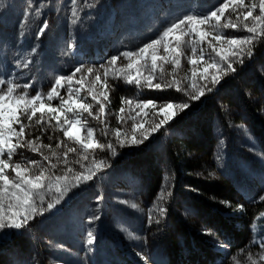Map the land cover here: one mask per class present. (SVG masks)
<instances>
[{"label":"rangeland","instance_id":"374dc122","mask_svg":"<svg viewBox=\"0 0 264 264\" xmlns=\"http://www.w3.org/2000/svg\"><path fill=\"white\" fill-rule=\"evenodd\" d=\"M222 3L0 0V179L4 171L10 184L25 170L28 180L39 174L32 216L21 228L11 226L10 199L0 201V250L8 245L1 252L8 264H175L164 239L167 225L177 240L180 264H190L188 231L212 245L221 264H264V223L252 234L246 230L253 207L264 203V136L254 121L255 115L264 122V33L254 20L264 14L260 0H244L243 9L233 12L230 4L217 22L211 12ZM249 10L253 16L244 23L258 25L251 55L230 57L234 70L216 72L208 67L220 63L213 38L217 33L224 41L251 35L239 22L240 13ZM189 17L205 21L196 25L207 33L203 41L190 31ZM229 21L238 26L223 27ZM44 22L47 29L38 35ZM174 25L179 28L171 31ZM153 44L154 71L152 49L140 57ZM175 52L180 53L178 66ZM133 63L144 66L139 76L131 70ZM205 68L219 77L217 83L210 75L199 78ZM149 76L153 86L145 79ZM198 88L204 94L196 99ZM168 104L172 108L163 111ZM200 106L209 113L200 119L201 125L209 124L207 133L194 127ZM160 120L166 122L153 130ZM77 128L79 140L68 135H76ZM185 140L197 145L187 157L193 170L176 175L168 147ZM84 144L93 147L83 150ZM16 163L22 165L19 171ZM157 179L160 186L152 193ZM225 181L239 207L222 216L241 228L248 251L232 250L231 239L217 232L213 212L231 204L219 198L214 185ZM173 200L187 230L165 221Z\"/></svg>","mask_w":264,"mask_h":264},{"label":"snow or ice","instance_id":"6c2138e0","mask_svg":"<svg viewBox=\"0 0 264 264\" xmlns=\"http://www.w3.org/2000/svg\"><path fill=\"white\" fill-rule=\"evenodd\" d=\"M71 2H73V0H71ZM232 5V11L235 12V10L237 8L243 9L244 8V0H223V3L213 12H211V16L213 18H215V20L217 22L220 21L221 16H224L226 10L229 9V5ZM255 7V6H253ZM259 8H260V13L261 12V0L259 3ZM219 12V15L217 14ZM240 15L243 16V20H240V23L244 24V27L247 28V31L251 34L249 36H246L244 39H230V40H221L220 38V34L217 33L216 36L213 38L216 42V45H218V47L214 46L213 47V51L216 53V55L219 57L220 63H217L215 61H213L212 64L208 65V67L214 68L216 70V72H223L225 70H234L233 69V65H232V59H235L237 57H241L243 54H248L251 55L252 53V47L253 45V40L256 38L257 36V28L258 25L256 23H251V24H247L244 23V21H248L249 17L253 16V12L252 11H247V13L245 14L243 11L240 13ZM225 19H227V17H225ZM237 19L239 20V16L237 17ZM255 21H259L260 22V32L264 33V15H257L254 17ZM183 21V20H182ZM188 24L191 25V32H195L198 34L199 39L201 41H203L205 39V37L207 36V33L201 31L199 28L196 27L197 24H203L205 21L204 20H193L192 17L187 18ZM181 24H183L184 22H180ZM215 25H213L214 27ZM238 24L236 21H229V23H226L223 25V27H237ZM177 28H179V25H174L172 28H170L171 31H175ZM47 29V23L44 22L40 33H38V35L42 34L45 30ZM182 34H184L182 32ZM180 44L179 42H177L176 44V48H179ZM149 49H152V63H151V67L152 70L154 71L157 67V57H156V49H155V44L151 45L148 48H144L141 52H140V57L141 59H143V54L145 52H147ZM165 51L169 52V55H173L174 50H169L167 47H165ZM124 57H126L129 62L133 61L134 56H129L128 52H124L123 53ZM230 57L232 59H230ZM162 59L165 62H168L169 57L168 56H164L162 57ZM173 62L178 66L180 64V53L179 52H175L174 53V59ZM242 62V60L240 61ZM111 63V61H110ZM193 64L196 63V61H192ZM207 63V62H205ZM129 64V63H128ZM127 64V65H128ZM221 64H225L226 65V69L221 67ZM144 66L143 65H139L137 63H133L131 64V70H134L137 73V76H139L141 74L142 68ZM126 69L128 70V68L126 67ZM125 70H122V72ZM209 75L211 77V82L212 83H217L219 77L216 74H209L208 73V68H205L203 72H201L199 74V78L200 79H204L207 80L209 79ZM127 76H128V83H132V71H127ZM193 77H194V83H193V87L196 88V83H195V78L197 77V72L196 69H193ZM145 79L147 80V83L149 86H153L152 85V78L151 76L149 77H145ZM150 82V83H149ZM136 83L139 84L140 80L136 79ZM26 87H29V85L26 84ZM154 87L156 89H159L161 87L160 83H156L154 85ZM203 93V89L202 88H198L197 89V95L194 97L196 99H199L200 96H202ZM131 102V101H128ZM77 103H80V98L78 99ZM88 105H91V103H85ZM187 104L184 105H180V108H186ZM143 107V106H141ZM153 109H155V105L154 107H152ZM172 108L171 106L165 105L163 106V111H167L168 109ZM68 112H65V117L68 121H72L71 119H69L67 117ZM147 115V113H145ZM171 117H167V119H170ZM165 120H160L159 123H156L153 126V130H155L156 128H159L161 124L165 123ZM23 118L20 119V126L23 125ZM137 127L139 128H143V125H138ZM67 129H65L66 131ZM89 129L87 130V135H88ZM69 137H75L76 140H79L81 137L79 135V128H77V134L73 135L72 132L68 133ZM117 137L120 136V133L117 132L116 133ZM148 135L147 130H144L143 132V136L146 138ZM133 142H137L136 138H135V130H133ZM93 147L92 144H84L83 145V150L84 149H91ZM7 156L9 155V153H6ZM13 155V154H12ZM9 166L8 162L7 165L5 166L6 168ZM14 168L15 170L19 171L20 169H22V165L20 163H16L14 164ZM37 175H34V179L33 180H28L27 176H28V172L25 170L21 173V175L16 176L18 178L17 182H13V183H9V177L8 175L5 173V171L3 172V179H0V181L3 182V193L0 194V201H4V199L7 197L10 199V203L8 204V207L10 209H14L12 217H11V226L15 227L17 229L21 228L22 225L27 221V219L32 216V207H31V202L35 200V198L39 195V193H37L36 191H34L36 185V181L37 179H35ZM89 179H91V177H88ZM165 179H167V177H165ZM14 189V191H9V189ZM261 200H264L261 198ZM3 209H4V204H3ZM161 211H163V209H161ZM6 213L3 211V215H5ZM91 233H89V237H91ZM88 243L91 244L92 243V239L90 238L88 240Z\"/></svg>","mask_w":264,"mask_h":264},{"label":"trees","instance_id":"16d2710c","mask_svg":"<svg viewBox=\"0 0 264 264\" xmlns=\"http://www.w3.org/2000/svg\"><path fill=\"white\" fill-rule=\"evenodd\" d=\"M253 114L256 113L254 109H252ZM195 119H193V122H195L194 127L196 129H201L203 132L207 133L209 131V124L205 123L203 125L200 124V119L202 116L209 115L205 111L204 106H200L199 109H196ZM254 121L256 122L257 126L260 128V130L263 133L264 136V122L261 118L254 115ZM208 124V126H207ZM197 147V145L192 144L191 141H173L170 143L168 147V154L173 162L174 170L176 175H181L183 170L184 172H192L193 168L190 165V161L188 160V155L194 152V148ZM181 177V176H180ZM161 180L157 179V182L155 184H152V193H156L158 190V187L160 186ZM214 187H218L216 190V193L220 196L219 198L222 199L223 202H226L228 204H231V207H228L221 213V209L219 211L213 212L214 215H216L218 223L217 232L220 234V236L226 238L229 240L231 239L230 245L232 250H239L241 252L248 251L251 249L250 245H246L243 240V231H241V228H238L229 218L223 217L222 215H227V212H235L237 208L239 207L238 201L235 199V192L234 189L230 186V184L225 181L224 184L220 185H214ZM206 188V186H204ZM205 189H199L200 192H203ZM177 205H175V200H173V203L171 206H169L168 212L166 214L165 221L168 222V224L176 223V226L181 230H187L188 227L185 222H183L179 217L177 216L176 209ZM209 212L210 209H208ZM254 210V218L250 225H248V228L246 229L248 233L252 234V228L256 227L258 225L263 224L264 222L261 221V218L264 217V203L257 204L253 207ZM213 215V216H214ZM215 218V217H214ZM243 229V228H242ZM189 242H190V256L186 261L190 264H221L222 259H215L216 256H218V252L214 250L213 246L210 244H207L198 238H195L194 235L188 231ZM164 239L166 240L168 244V248L171 254L172 261H174L175 264H180L179 260L181 259L179 252H178V245L176 238L172 235L171 231L169 230V225L166 226L164 231ZM251 244V243H250ZM7 244L1 245L0 250V264H8L5 260L3 254L1 253L5 248H7ZM238 251V252H239Z\"/></svg>","mask_w":264,"mask_h":264},{"label":"clouds","instance_id":"9594fccd","mask_svg":"<svg viewBox=\"0 0 264 264\" xmlns=\"http://www.w3.org/2000/svg\"><path fill=\"white\" fill-rule=\"evenodd\" d=\"M261 12H262V14H264V0H261ZM88 135L89 136L92 135L91 129H89ZM57 147H59V145ZM53 154L55 155V152ZM36 185L39 186V178H37ZM261 198L264 199V196H262ZM132 207L135 208L136 205L133 204ZM260 259L264 260V253L261 254ZM254 264H255V262H254Z\"/></svg>","mask_w":264,"mask_h":264}]
</instances>
